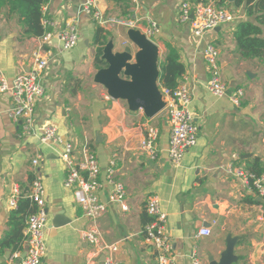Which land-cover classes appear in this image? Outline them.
I'll use <instances>...</instances> for the list:
<instances>
[{
  "label": "crops",
  "instance_id": "1",
  "mask_svg": "<svg viewBox=\"0 0 264 264\" xmlns=\"http://www.w3.org/2000/svg\"><path fill=\"white\" fill-rule=\"evenodd\" d=\"M84 1L49 0L44 5L46 19H78L79 42L69 51H62L57 40L52 42L50 47L58 56L44 74L45 93L37 102L31 135H25L22 121L11 116L14 105L11 92L0 91V264L12 260L18 252L14 249L18 222L12 221V215L22 201L29 199L36 175L42 176L46 188L49 218L44 233L48 252L41 264H86L91 245L82 238L81 231L93 224L106 243L117 245L114 256L119 264H157L156 250L144 233L150 220L146 202L152 194L159 196L161 208L168 214L167 230L176 264H195L196 258L200 264H211L210 257L219 261L228 236L237 240L238 261L233 264H264V202L257 196V202L248 200L255 193L225 170L234 158L245 169L256 158L264 164V56L245 58L234 37L237 25L247 20L262 28L263 37L264 23L257 18L264 15V8L256 6L258 0L250 3L244 0L241 5L229 0L225 7L236 19L207 32L198 42L190 24L181 23L178 18L185 0H96L106 15L135 20L136 26L131 29L142 34L149 19L156 20L161 31L151 40L157 47L159 68L170 53L177 54L185 67L181 80L192 92L190 107L199 134L197 144L176 166L169 157L171 126L165 111L149 117L143 108H132L126 98L107 99L108 88L96 80L101 69L108 66L104 55L117 57L130 46L133 53L124 67L139 66L136 56L142 48L131 39L127 27L100 25L82 13L80 5ZM98 28L105 31L104 63L100 68L95 59ZM0 36V68L12 80L29 69L31 54L39 42L36 37L26 36L19 18L10 15L8 8L0 10ZM209 43L219 50L228 91L244 90L240 106L228 96L216 97L206 89L209 73L203 49ZM158 82L162 89L160 78ZM47 123L56 126L64 140L73 141L79 154L86 147L97 155L103 183L99 196L108 203L107 211L97 221L85 216L73 191L64 186L66 166L60 155L62 146L41 141ZM149 125L159 129L155 159L140 146ZM38 154L43 157L34 166L32 160ZM111 161L115 162L116 179L125 185L128 211L110 202L106 171ZM15 189L21 197L13 208L10 199ZM62 219L70 223L54 225ZM23 222L25 235L26 219ZM204 227L211 229V235H199ZM22 246L19 252L23 256L26 241ZM104 259L102 255L97 264Z\"/></svg>",
  "mask_w": 264,
  "mask_h": 264
},
{
  "label": "built area",
  "instance_id": "2",
  "mask_svg": "<svg viewBox=\"0 0 264 264\" xmlns=\"http://www.w3.org/2000/svg\"><path fill=\"white\" fill-rule=\"evenodd\" d=\"M134 1L137 2V0ZM80 11L90 15L100 25L117 24L129 28L136 26L135 20L106 15L98 8L96 0H85L80 5ZM178 18L181 23L190 24L192 34L199 42L202 41L207 32L234 21L236 16L224 7L206 4L198 0H185L180 5ZM43 25L46 31L37 38L39 46L31 54L29 69L9 80L0 68V91L11 92L14 101L11 116L16 121H22L25 135H31L34 132L37 102L45 93L43 77L50 63L58 56L50 47L52 42L57 40L62 51L73 49L79 42L77 18L65 21L43 18ZM160 31L158 22L149 19V25L144 34L152 39ZM219 54L218 48L211 43L203 49L209 73L206 89L216 97L228 96L236 106H240L245 94L244 90L238 88L234 91H228L222 77ZM161 93L165 103L162 111H165L171 126L169 157L174 165L179 166L187 151L198 142L199 126L195 122V114L190 107L192 92L187 83L181 80L175 90L162 87ZM108 98L113 97L109 95ZM40 137L43 143L62 146L60 155L66 166L64 186L73 191L85 216L97 221L108 208V203L102 201L99 196L103 183L100 180L102 167L97 155L90 152L86 147H84L82 154L76 152V144L71 140H64L58 133L57 127L51 123L44 125ZM158 137L159 129L149 125L140 142L142 151L147 153L151 159L157 157L156 141ZM42 157L41 154H38L33 158L32 164L38 166ZM225 170L229 175L239 178L244 187L254 192L264 202V175L257 177L247 169L238 166L235 163V158L226 166ZM115 174V162L111 161L106 171V180L111 187L110 202L118 204L122 210L128 211L129 205L126 201L125 185L116 179ZM20 197L19 190L15 189L10 199V205L13 208L17 206ZM29 198L36 203L37 211L31 214L26 221L27 248L25 254L22 256L20 252L15 253L12 260L6 264H41L48 252L44 233L49 218L46 208V188L41 175L34 177ZM146 211L152 220L145 225L144 233L147 241L156 250L157 264H176V257L172 251V243L167 230L168 214L161 208L157 194L148 197ZM211 232V229L204 227L200 229L199 235L209 236ZM81 236L91 245L86 264H97L102 255L105 257L104 261H101L102 264H119L114 256V252L118 249L117 245L106 243L95 224L83 229ZM194 263L200 264V261L196 258Z\"/></svg>",
  "mask_w": 264,
  "mask_h": 264
},
{
  "label": "trees",
  "instance_id": "3",
  "mask_svg": "<svg viewBox=\"0 0 264 264\" xmlns=\"http://www.w3.org/2000/svg\"><path fill=\"white\" fill-rule=\"evenodd\" d=\"M49 0H0V10L3 8H8L10 15L18 17L21 24L24 26L25 34L28 37H40L42 36L46 29L43 25L44 18V5ZM206 4H213L218 7H224L230 4L229 0H198ZM245 3H250L253 0H245ZM236 5H241L244 0H235ZM256 6L263 10L264 0H258ZM256 12V11H255ZM260 20L264 23V15H259L257 21ZM262 28L259 25H255L251 21H241L235 30L234 37L237 42L239 49L241 50L245 58H261L264 56V36L261 37ZM105 31L103 28H98L96 31V42L99 45L96 54V63L98 66L103 61V46L105 45ZM1 38V36H0ZM100 68V66H99ZM185 74V67L180 61V58L175 53H170L165 57V60L161 64V74L160 82L163 88H168L170 90H175L183 75ZM250 173L255 174L257 177L264 175V164L261 159L256 158L249 163L246 168ZM256 190V189H254ZM248 200L257 202L256 195H251L247 197ZM264 206V203H263ZM37 211L36 203H34L30 198L25 199L21 202L20 208L14 212L12 215V221L18 222V228L15 234L16 244L14 247L16 251H21L23 249V243L26 241V236L23 235V229L25 227V222L22 219H26ZM20 214H22L20 216ZM15 218L20 219V221L15 220ZM152 219L150 217V222ZM147 222V223H148ZM16 224V223H15ZM10 239L6 241L9 242ZM15 251V252H16Z\"/></svg>",
  "mask_w": 264,
  "mask_h": 264
},
{
  "label": "water",
  "instance_id": "4",
  "mask_svg": "<svg viewBox=\"0 0 264 264\" xmlns=\"http://www.w3.org/2000/svg\"><path fill=\"white\" fill-rule=\"evenodd\" d=\"M131 39L142 51L137 53L138 64H125L131 59L133 49L126 46L124 53L114 57L112 54L104 55L108 66L101 69L96 75V80L106 86L110 96L113 98H126L134 109L143 108L146 115L153 117L164 108V101L159 87L161 69L157 63V47L151 39L139 30L127 27ZM132 77L133 80L124 78ZM263 202L262 198H259ZM70 223L68 219L54 222L55 226H62ZM237 240L228 236L227 247L222 253L219 261L210 257L211 264H233L238 261L235 254Z\"/></svg>",
  "mask_w": 264,
  "mask_h": 264
}]
</instances>
